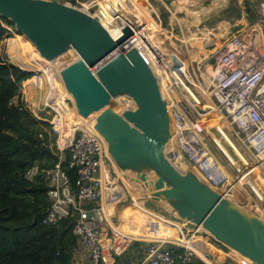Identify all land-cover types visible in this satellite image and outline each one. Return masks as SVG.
Returning <instances> with one entry per match:
<instances>
[{
	"label": "built area",
	"instance_id": "1",
	"mask_svg": "<svg viewBox=\"0 0 264 264\" xmlns=\"http://www.w3.org/2000/svg\"><path fill=\"white\" fill-rule=\"evenodd\" d=\"M61 1L96 18L114 40L121 38L122 30L126 27L131 31L129 39L92 67V71L117 53L136 48L153 72L154 67H160L168 77L180 76L187 86H195L203 94L213 96L215 109L225 117L230 126L235 127L240 142L256 158L255 164L259 163V167L264 169V35H261L260 26V31L253 25L229 36L218 55L208 53L202 60H186L182 49L170 39L171 33L162 27L158 8L154 5L155 0L140 1L146 5L157 23L160 35L156 30L147 28L146 21L136 13L135 8L127 4V0H107L104 4L102 0ZM173 1L189 6L197 13L200 9H205L200 0ZM109 3L114 6H108ZM258 8L260 17L264 20V0L258 1ZM103 10L107 12L106 15ZM3 19L0 17V22L10 31L11 36L16 35L13 26L6 24ZM213 56L216 58L214 64L209 62ZM20 67L31 74L21 81L18 93L10 100V104L16 105L20 97L25 98L31 90L43 91L42 101L38 106L25 102L24 105L37 118L49 123L50 132L55 136L60 152L54 166H34L29 171V176L38 175L48 186L49 206L42 223L55 225L63 219H72V234L79 244L72 264H79L81 260L86 264H110L112 257L109 254L113 257L121 256L132 241L145 243L141 264H193L194 256L198 264H213L204 250L195 248L198 245L191 239L196 233L207 234L194 227L190 231L186 230L189 223L185 221L181 222V229L175 223L169 222V226L178 228L180 236L185 237L187 243L169 239H135L120 230L122 225L116 211L123 201L133 199L128 187L116 174L117 167L108 153L105 140L78 114L74 99L50 61L42 58ZM129 98L126 100L130 101ZM164 99L168 103L171 129L174 131L178 151L187 164L205 183L240 203L229 191L228 171L202 136L197 119L188 116L185 106L173 99ZM195 101L193 110L199 115L201 103L197 98ZM124 106L133 107L130 104ZM39 137H42V133ZM66 152L69 153L67 166L76 173L74 185L61 165L66 159ZM118 184L123 185V194L117 187ZM249 202L247 200L241 203ZM171 229L175 232L174 228ZM165 243H175L177 248H167Z\"/></svg>",
	"mask_w": 264,
	"mask_h": 264
},
{
	"label": "water",
	"instance_id": "2",
	"mask_svg": "<svg viewBox=\"0 0 264 264\" xmlns=\"http://www.w3.org/2000/svg\"><path fill=\"white\" fill-rule=\"evenodd\" d=\"M0 17L52 63L78 114L100 133L111 159L132 183L165 201L175 219L252 264H264V218L205 183L187 164L171 139L170 111L160 85L139 51L129 48L91 70L130 34L129 28L116 41L96 18L61 0H0ZM123 93L135 107L114 108L112 98ZM192 263L198 264L195 256Z\"/></svg>",
	"mask_w": 264,
	"mask_h": 264
},
{
	"label": "trees",
	"instance_id": "3",
	"mask_svg": "<svg viewBox=\"0 0 264 264\" xmlns=\"http://www.w3.org/2000/svg\"><path fill=\"white\" fill-rule=\"evenodd\" d=\"M3 21L13 26L10 20ZM10 36L0 22V41ZM25 55L16 62H32ZM30 74L0 56V264H72L78 246L71 232L72 219L42 223L49 206L48 186L38 175L29 176L34 166L52 167L58 161V147L49 145L54 135L22 100L10 104ZM68 157L66 152L61 165L74 185L76 173L68 168Z\"/></svg>",
	"mask_w": 264,
	"mask_h": 264
},
{
	"label": "crops",
	"instance_id": "4",
	"mask_svg": "<svg viewBox=\"0 0 264 264\" xmlns=\"http://www.w3.org/2000/svg\"><path fill=\"white\" fill-rule=\"evenodd\" d=\"M157 1L155 0L154 5L155 8H158L160 11V14L158 13V15L161 19L162 27L165 28L167 32L171 33L169 36L170 39L181 47L182 51L186 53V55L184 53L185 57L189 60L190 53L188 52V43L187 45L185 44V36H190L192 40H197L199 42L198 44H201L202 48L200 49H203V52H197L199 53V57L203 58L208 53L218 55L223 49L225 41L229 36L240 33L253 25L258 31L261 29V35H264V20L260 17L258 2L247 0H200V4L203 5L202 7H205V9L199 10V21L194 20L193 23L186 24L183 20L184 17H182V15L180 16L181 13L186 18L189 16L186 12L185 6L176 4L173 0ZM159 3L162 6H160ZM213 14L224 15L225 19H214ZM258 26H260V29ZM215 34H219V37H216ZM15 36H18V39L24 48V53L27 52L32 56L31 45L29 46L27 40H24L22 35L16 34ZM196 37L203 40H198ZM10 39L11 36L7 38L8 41ZM15 40L16 38H13L11 42L14 43ZM10 49H12L11 45H9V50ZM38 92L41 94L40 104L43 96V91L41 90H31L29 95L25 98L21 96V100L25 103H33L38 106ZM116 174L117 176H120L119 173ZM121 182L128 187V190L136 203L135 206L129 205L119 211V219L123 221L122 226L127 228L125 230L121 226V231L126 233L130 238L141 240L169 239L179 243L188 242L184 238H181L178 232H174L171 229L169 222L163 220L164 215L152 212L144 206L143 197L139 190H133L132 187L129 186V183L122 177ZM117 187L123 194V185L118 184ZM191 227L193 226L189 224L185 229L190 231L189 229H191ZM196 238L200 239V243H198V239ZM191 239H195L196 243L200 244V248L208 254L213 264H228L226 260L230 257V252L226 250L224 246L215 243L209 236L204 234L196 233ZM143 249V243L140 242L139 244L132 242L120 257H113L109 254L110 257H112V260L109 262L110 264H141ZM235 256L242 264H250L247 260L242 259L238 255L235 254ZM79 264H86V262L81 260L79 261Z\"/></svg>",
	"mask_w": 264,
	"mask_h": 264
},
{
	"label": "rangeland",
	"instance_id": "5",
	"mask_svg": "<svg viewBox=\"0 0 264 264\" xmlns=\"http://www.w3.org/2000/svg\"><path fill=\"white\" fill-rule=\"evenodd\" d=\"M180 1L181 2H185L186 0H180ZM106 2H107V0H102V4H104ZM130 2H131L132 6H133V3H134L135 6H137V4H139V6H140V4H142L140 0H134L133 3H132V0H130ZM157 2H159V1H157ZM159 5L162 6L160 3H159ZM142 6L145 7V9H146L144 13L148 17L153 18L151 16V14L149 13L148 8L146 7V5L142 4ZM160 6H159V8L161 9ZM136 11L139 13V11L137 10V7H136ZM186 12L189 15L187 18L182 13L180 14V16L182 15V17H184L183 20L185 21L186 24H190L191 22L193 23L194 20L199 21V12L198 13L195 12V10L193 8L189 7V6H186ZM104 13H105V11L103 10V14ZM158 13L160 14L159 10H158ZM151 18H147V19L152 20L154 27L158 26L157 23L155 22L154 18L153 19H151ZM18 35H22V34L19 33ZM22 36H23L24 40L25 39L28 40L26 37H24V35H22ZM215 36L219 37V34H215ZM7 38L8 37L4 38L5 40L2 39L1 40L2 42L0 41V56L3 59L8 60V61H10V62H12V63H14L16 65H19V66H22V67L27 66L23 62H21V63H17L16 62V59H19L20 56H27V55H25L27 52L24 53V48L21 45L20 40L18 39V36H15V35L11 36V38H16L14 43H12L11 41L9 43ZM196 39L203 40V39H199V37H196ZM168 40L170 41L169 38H168ZM184 40H185V44L186 45L188 43V52L190 53L189 54L190 55V59L191 60H194V59L202 60V58L199 57V53L197 52V51L203 52L202 51L203 49H200V48H202L201 44H198L199 42L197 40H192L190 36H188V37L185 36ZM28 44L30 46L29 42H28ZM9 45H11V48H12L10 50H9ZM176 45H177V43H176ZM193 45H195V46H193ZM178 47L181 48L179 45H178ZM31 52L33 53L32 55H34V57H37L38 52H37V50H36V48H35V46L33 44L31 46ZM184 53L185 52L182 51V54H183L184 58L187 60V58L185 57L186 53H185V55H184ZM22 58L25 59V57H22ZM187 87H188V90H190L191 93H192L191 97L193 98V100L195 101V98H197L198 101L201 103L200 107H202V110H199V112H200L199 115L194 113V110H193L194 103L189 104L186 99H185L186 100L185 101L184 98L182 97L183 95L178 93V91H177L178 88L176 86H173V87L168 88V89H166L165 87L161 88V89H163V90L166 89L169 92V94H168L169 97H167L168 99H170V100L173 99L179 105L185 106L186 113L188 114V116L190 118H196L197 119L198 128L200 129L202 136L205 137V139L207 140V143L210 145V147L213 150V152L216 153V155L219 157V159L224 164V166L227 169L229 175L231 176V180L235 179L236 176L238 177L241 174V171L236 166L231 164L230 161L227 160V158L223 155V153L218 149V146L214 143V141L212 139L213 138L212 137V132L213 131H214L213 133H215L216 135L218 134L219 137H223L224 136V138H225L226 137L225 135H227L229 137V139H227V137H226V139H224V142L229 140V142L232 141L234 143V145L238 149V150L236 149L235 151L240 152L242 154L243 160H245V163H246L245 166L246 167L256 168V165H258V164H255L256 163V158L254 157L252 152L250 150H248L245 146H243V144L240 142L238 136L236 135L235 127L234 126H230V124L226 121L225 117H223L222 114L218 110L215 109V107H214V97L210 96L209 93L203 94L199 90V88H197L195 86H193L192 88L189 87V86H187ZM38 96H39V101L37 102V104H39L40 98H41V94L39 92H38ZM128 97L129 96L124 94V93L115 96V98H122V100L125 103L133 105L135 107L134 104H131L130 101L126 100V99H128ZM115 98L113 100V106H114L115 109H117L120 106H117L115 104ZM195 103H196V101H195ZM121 108H128V107L124 106V105L123 106L121 105ZM206 112L209 113V114H206L208 116L205 115ZM244 157L246 159H244ZM246 167L244 169H246ZM244 169H242V171H246ZM120 173L123 174L122 172H120ZM122 176L125 178V180L127 182L128 181L130 182L131 186L135 187L136 184H134V183H132L130 181V179L133 180L130 175H127V176L126 175H122ZM254 179H256V180H254ZM259 181H261L262 183L259 182ZM250 182L244 181L243 184H242V188L244 189L245 193L247 194V198L248 199L245 197V194H244V192L242 190L240 192L238 190V196H240V197L243 196V198H246V201L249 200L250 202L246 203L247 207L252 209V210H255L258 214H260L264 218V169L261 166L259 167L258 171L253 174V176H250ZM255 183H257V184L259 183V185L262 184L263 187H262V191H260L261 193L258 191V189H256L254 187ZM154 198H155V196L154 195L151 196V194H150V196L148 198L149 200H147L144 203V206L147 209H149L150 211H152V212H156V213H160V214L164 215L170 221V223H175L178 226V228L181 229V226H182L181 221H179V220L174 218V215H173L174 213H173L171 207L165 201H163V200L157 201ZM125 206L126 205H124V207ZM158 209L160 210V212H158ZM149 215H151V214H149ZM171 227L174 228V230L179 233V229L178 228H176L174 226H171ZM124 229L126 230L127 228H124ZM196 239H198V238H196ZM198 243H200V242L198 241ZM198 243H197V245H199V247H200V244H198ZM173 244H175V243H173ZM165 245H167V244L165 243ZM195 248L198 250V248L196 246H195ZM225 249L230 252V257H228V260H226L228 264H242L241 261L233 253L234 251H231V250H229L227 248H225Z\"/></svg>",
	"mask_w": 264,
	"mask_h": 264
},
{
	"label": "bare ground",
	"instance_id": "6",
	"mask_svg": "<svg viewBox=\"0 0 264 264\" xmlns=\"http://www.w3.org/2000/svg\"><path fill=\"white\" fill-rule=\"evenodd\" d=\"M128 1V3L127 4H130L131 5V2H130V0H127ZM134 2V0H132V3ZM117 3H118V1H117ZM108 6H114V5H111V3H109L108 4ZM132 6V5H131ZM141 6V7H140ZM140 6H139V4H137V6H135L134 5V3H133V8H135V10H136V7H137V10L139 11V13L138 12H136L137 14H140L139 16H141V18L142 19H144L145 21H146V25H147V28H151L152 30H156L157 31V33L160 35V33H161V31H160V29H159V27L158 26H155L154 27V25H153V22H152V20H150V19H147V18H151V17H148L145 13H144V11L146 10L145 9V7H143L142 6V4H140ZM105 15L107 14V12H105L104 13ZM92 17V16H91ZM175 18V17H174ZM151 19H153V18H151ZM150 20V21H149ZM127 28V27H126ZM124 30L125 29H123L122 30V34H121V38L122 37H124L125 36V32H124ZM112 31V30H111ZM113 32V31H112ZM130 35H131V31H130V34L128 35V36H126L125 37V39L122 41V42H120V44H122V43H124V42H126L128 39H129V37H130ZM115 40L116 41H118V40H120V38H115ZM10 41L11 40H9V43H10ZM28 41V40H27ZM29 43H30V45L32 46V44H31V41L29 40L28 41ZM126 52V51H125ZM124 52V53H125ZM28 54V53H27ZM33 54V53H32ZM28 56H29V59L31 60V61H37V60H42V57H40V55H39V53H38V55H37V57H34V55H32V56H30L29 54H28ZM41 58V59H40ZM154 72H155V75H156V79H157V81L159 82V84H160V86H161V88H166V89H168V88H171V87H173L174 85L178 88V92L181 94V95H183L182 97L184 98V99H186L187 101H188V103L189 104H191V103H194V106H195V101L193 100V98L191 97L192 96V93H191V91L190 90H188V87H187V85L183 82V80H182V78L180 77V76H175L174 78H170V77H168L166 74H165V72L160 68V67H154ZM187 87V88H186ZM161 92H162V95L165 97V98H167V97H169V92L167 91V90H161ZM209 97V96H208ZM115 98V97H114ZM113 98H112V105H113ZM129 100H130V103L132 104H134V105H136V102H135V100H133V98H129ZM165 102H166V100H165ZM172 102H174V101H172ZM115 104L117 105V106H120L121 107V105L123 106V105H128V103H125L123 100H122V98H115ZM165 107L167 108L168 107V103H166V105H165ZM193 107V106H192ZM204 108V107H203ZM206 114H209V113H205V115ZM206 116H208V115H206ZM217 131V130H216ZM219 131V130H218ZM214 132V131H213ZM212 132V137H213V141H214V143L218 146V149L223 153V155L227 158V160H229L230 161V163L231 164H233L234 166H236L240 171H241V175H239L238 177L236 176V178L235 179H233V180H231V176L229 175V177H230V187H229V191L232 193V194H234L236 197H237V199L240 201V203L241 202H245L246 201V198H247V194L245 193V191H244V189L242 188V184H243V182L244 181H248V182H250V176H253V174L254 173H256L257 171H258V169H259V165H256V168H253V167H246L245 165H246V163H245V160H243V158H242V154L240 153V152H238V151H235L237 148H236V146L234 145V143L232 142V141H230L229 142V140L228 141H226V142H224V139H226V137H227V139H229V137L227 136V135H225L226 137L224 138V136L223 137H219L218 136V134L216 135L215 133H213ZM66 135H67V133H66ZM170 135H171V139L173 140V141H175L176 142V140H175V138H174V131H173V129H171V132H170ZM220 135V134H219ZM229 142V143H228ZM238 150V149H237ZM240 151V150H239ZM244 159H246L245 157H244ZM220 160V159H219ZM220 163H221V165L224 167V164L222 163V161L220 160ZM259 164V163H258ZM248 165V164H247ZM246 167V169H244ZM225 168V167H224ZM250 168H252L253 170H250V171H248L247 173H246V171H242V169H244V170H247V169H250ZM117 171H118V169H117ZM120 172H122L121 170H119ZM118 171V173L120 174V176L125 180V178L122 176V175H125V174H121L120 172ZM125 171H129V170H124V172ZM229 174V173H228ZM258 175V174H257ZM254 180H256V179H254ZM258 180V179H257ZM126 181V180H125ZM256 182V181H255ZM259 182H261V181H259ZM233 183V184H232ZM251 183V182H250ZM262 183V182H261ZM129 186H131V185H129ZM132 187V189L134 190H138L137 188H134L133 186H131ZM254 187L256 188V189H258V191L260 192V191H262V184L261 185H259V183L257 184V183H255L254 184ZM238 190H239V192L242 190L243 192H244V194H245V197L246 198H243V196H238ZM261 193V192H260ZM247 202V201H246ZM165 221H168V222H170L165 216H164V218H163ZM181 237V236H180ZM182 238V237H181ZM200 238V237H199ZM184 239H185V237H184ZM186 240V239H185ZM195 240V239H194ZM198 241L200 242V239H198ZM196 242V241H195ZM200 247H199V245H198V250L200 251ZM234 254H236V255H238L239 257H241L242 259H245V257H243V256H241V255H239L238 253H236V252H234ZM246 260V259H245ZM247 261L249 262L250 260L247 258ZM250 264H252L251 263V261L249 262Z\"/></svg>",
	"mask_w": 264,
	"mask_h": 264
},
{
	"label": "clouds",
	"instance_id": "7",
	"mask_svg": "<svg viewBox=\"0 0 264 264\" xmlns=\"http://www.w3.org/2000/svg\"><path fill=\"white\" fill-rule=\"evenodd\" d=\"M16 33H17V31H16ZM17 34H19V33H17ZM72 96V95H71ZM73 98V97H72ZM19 100H21V97H20V99ZM37 118V117H36ZM37 119H39V118H37ZM39 120H41V121H44V120H42V119H39ZM44 122H47V121H44ZM48 123V122H47ZM48 130H49V132H50V128H49V123H48ZM40 133H42V132H40ZM40 133H38V136H39V134ZM51 133V132H50ZM43 134V133H42ZM52 134V133H51ZM54 138H55V136H54ZM55 140H56V138H55ZM54 140V142H52V141H50L49 142V145L50 146H52V145H56V141ZM57 146V145H56ZM59 149V148H58ZM59 155H60V152H59ZM59 159V158H58ZM58 162V161H57ZM56 162V163H57ZM55 163V164H56ZM54 164V165H55ZM53 165V166H54ZM36 166H38V165H36ZM39 167V166H38ZM117 167V166H116ZM40 168H43V167H40ZM118 169V168H117ZM118 171H119V169H118ZM120 172V171H119ZM128 183H129V185H130V182L128 181ZM46 184V183H45ZM47 185V184H46ZM134 188H137L139 191H141V189L137 186V185H135V187ZM48 191V190H47ZM140 194H141V196L143 197V204L147 201V200H149L148 198H149V196H150V194L148 193V192H140ZM47 196H48V194H47ZM132 196V195H131ZM48 199V198H47ZM132 201H129L130 199L128 198V199H126L125 201H123L120 205H119V209L116 211V212H118V221L120 222V224L122 225V222L123 221H121L120 219H119V211H121V209H123L124 208V205H126V206H129V205H133V206H135L136 205V203H135V199L133 198V196H132ZM48 203H49V201H48ZM125 206V207H126ZM158 212H160V211H158ZM160 214V213H159ZM68 219V218H67ZM71 219V218H70ZM182 222V221H181ZM59 223V222H58ZM57 223V224H58ZM72 224V223H71ZM71 229H72V227H71ZM71 232H72V230H71ZM73 235V234H72ZM74 236V235H73ZM75 237V236H74ZM76 241H77V239H76ZM132 242H134V243H143V246L145 245V243L143 242V241H132ZM132 242H130V244L132 243ZM77 244H78V242H77ZM129 244V245H130ZM128 245V246H129ZM78 246H79V244H78ZM78 246L73 250V258H72V263H73V261H74V255H75V251H76V249L78 248ZM167 246V248L168 247H172V248H177V245L176 244H167L166 245ZM126 251V250H125ZM124 251V252H125ZM123 255V254H122ZM120 257V256H119Z\"/></svg>",
	"mask_w": 264,
	"mask_h": 264
}]
</instances>
